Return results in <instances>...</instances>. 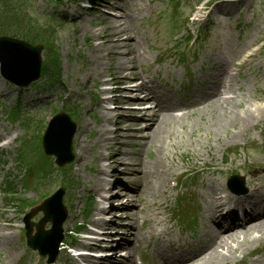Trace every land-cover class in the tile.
<instances>
[{
	"label": "rangeland",
	"instance_id": "rangeland-1",
	"mask_svg": "<svg viewBox=\"0 0 264 264\" xmlns=\"http://www.w3.org/2000/svg\"><path fill=\"white\" fill-rule=\"evenodd\" d=\"M0 1L7 4V9L12 7L17 8V11L14 10V12H17L20 17L34 20L33 22L36 27L45 30L44 37L49 40L46 42L48 45L42 43L45 47L42 52V63L47 60L49 51L52 62L54 59L53 64L55 68L56 66L58 67V72L60 73V84L52 90L46 87L45 89L47 90H36L37 87H43L44 83L40 81L33 88L20 92L0 79V111L7 115L9 109L16 105L15 98L17 99V96L21 95L19 99L21 107L27 109L25 117L30 118L33 124L35 121H47L51 117V113H56L59 110L58 108L62 103L66 105H78V107L70 111L71 115H75L73 117L80 124L79 131L76 134L77 137L78 134L83 132L82 127L86 119L84 110L92 109L96 114L93 103L90 101L93 97L92 95H99L97 92L102 87V82H110L108 74L110 71H113L112 67L116 65V61H114L112 67L104 66L100 63L96 74L91 77L85 76L86 73L94 69L92 67L93 55L87 43H91L92 45L97 44L91 37V30L101 27L100 24H97L100 23L101 12L96 8L92 13L89 12L90 15L82 10L80 5L72 4L68 0H62L59 2L61 4H56L52 0ZM178 1L179 3L177 2L174 9L172 7L168 8L163 0H123V2L115 3L118 11L111 12L115 15L124 14L126 17L121 20L118 19V24L124 25L127 35L129 30L131 36L135 35L139 39L144 40L143 49L148 53L147 60H142L132 70H125V74L131 71V77H140L144 76L145 73H149L151 76L155 73L159 76L158 79L160 81H163V83L167 84V87L172 88L177 95L182 97L183 95L190 94L204 96L210 93L209 79L206 78L203 81L202 78H205L207 75L213 76V78L220 77L222 73L221 69L229 72L233 79L224 80V82L230 87V91L232 92L223 94L222 97L229 96V98H234L236 102H232L228 109L220 106H208L205 108L200 106L198 109H190V112L195 111L194 116L185 119L181 124H176L174 128H176L177 132L175 131V134H171L168 137V142L173 141L172 144L179 141L183 142V151L188 152L194 148L200 154L199 156L197 155L196 160H192L191 158L189 160L191 162L188 165H184V163L178 164V160L175 158L178 165L174 168L173 173L180 174L184 170H191V168L197 170L199 168L197 162L202 161V159H207V162H211L214 166H219L222 158L229 156L230 159L227 164L233 163L237 167L246 164V170L249 169L251 174L255 173L256 177L262 179L264 177V146L260 148L258 154L257 152L253 154L252 150H249V155L246 152L243 154L241 149H251L252 142L254 141L252 138L257 136L253 131L257 133L261 132L264 139V0H246L247 3L244 6L240 5V3H234V0L229 1L227 4L231 6H226L223 12L229 15L234 14V18L232 19L229 15L220 17V11L214 12V16L212 17L213 24H211L209 29V37L201 35L200 38L204 42L196 43L194 47H186V49L184 48V42L186 37L189 36H185L183 18L188 14V11H193L192 7L198 0ZM99 3L98 0L97 4ZM246 8H249L250 11L243 12ZM1 10H3V7H1ZM106 11L110 12L108 9ZM1 19L8 20L5 17ZM89 21L91 22V27L82 35V29ZM201 23L204 24L205 22ZM49 24L54 25V27L51 28ZM186 27V32L190 28H197L196 26L193 27L192 23H188ZM52 29L54 31L53 41L50 40L51 36H49ZM173 31H176L174 36L172 35ZM10 33L16 35L15 31H10ZM18 39L25 40L22 36L18 37ZM259 43L261 47L253 51L255 45ZM248 54L251 55L246 57ZM240 61H243V63L238 73H236L232 66L233 63H240ZM142 72L144 74L141 75ZM120 86L128 87L127 84ZM87 92H90L89 96ZM61 96H64V98L62 99ZM44 101L45 104L43 105L42 102ZM221 101L222 99L218 98L213 100L216 104ZM62 105L64 106V104ZM97 115L100 122L87 118L91 125L90 131L93 133L104 124L102 116L100 114ZM25 117L23 118V122L25 121ZM216 118H224L226 120L224 122L226 126L219 129L218 135L215 133V130L218 129L214 125ZM245 123H251V125L255 126V129L248 130L244 134L247 130ZM181 125H183V128H181ZM44 128L45 124L41 126V132L44 131ZM31 129L33 130L32 127ZM109 129L113 130L114 128ZM182 129L186 131L184 134L180 133ZM188 131H190V134ZM233 131L236 132L233 133ZM192 133L193 136H191ZM20 135L22 139H25L26 136H30V133L28 131L27 134H24L23 129L20 128ZM173 138L176 140L174 141ZM9 139L8 137L6 140ZM195 143H198L196 145L198 149L195 148ZM16 146L19 147V142H17ZM131 146L132 144L129 147ZM129 147H127V150L140 155L135 148ZM154 148L157 147L151 146L149 149L151 156L154 155ZM231 151H238L239 153L235 157V160L233 155L230 154ZM87 153L89 159L92 154L89 150H87ZM170 154L174 158L173 151H170ZM11 156H15V153H11ZM7 158L6 154L0 155V160ZM89 161L91 160H88L86 164H89L90 167L92 163H89ZM195 162L197 163V167L194 168L193 164ZM0 167L5 168L4 165H0ZM84 172H87V170ZM80 176L82 178H91L92 175L89 176L87 173L80 172ZM41 180L53 182L44 178H41ZM5 181H13L16 190L24 189V181L20 173L16 175L14 171L10 172L5 177ZM194 183H198L194 186L196 189L201 186L199 178ZM54 185L52 189L48 186L47 192L51 193L60 187L56 182H54ZM30 187L33 186L30 185ZM0 188H3L2 183L0 184ZM261 188L264 192V181L261 183ZM78 189L80 190L81 187L78 186ZM27 190L24 196L25 199L35 201L39 197L31 189ZM183 191L184 189L181 190V192ZM172 195L175 196L176 191ZM158 201H160L159 195L156 202ZM198 203L201 204L200 202ZM77 206H81L80 200L76 204H73L72 213L77 211ZM150 206L147 207L149 208V212L152 211V207ZM119 217L122 220L126 219L125 214ZM39 218L40 215L36 216V220ZM73 222L74 220H69L66 228L69 229ZM126 223L129 222L127 221ZM16 245L22 250L19 261H24L25 264L32 261L35 264L38 261L37 257L23 248L18 237H16ZM151 247L152 244L149 243V255ZM6 249L5 246L0 248V258L2 260L5 258L3 257V253ZM149 259L151 260V256H149ZM8 260L11 264H14L18 261V258L14 262L10 260V257H8L7 262ZM255 260V258H251L246 264H250L251 261ZM62 261L61 264H63ZM229 263L227 262L226 264ZM4 264L6 263L4 262Z\"/></svg>",
	"mask_w": 264,
	"mask_h": 264
},
{
	"label": "bare ground",
	"instance_id": "bare-ground-1",
	"mask_svg": "<svg viewBox=\"0 0 264 264\" xmlns=\"http://www.w3.org/2000/svg\"><path fill=\"white\" fill-rule=\"evenodd\" d=\"M118 2H123V0H118ZM102 7L108 9H113L118 11V8L109 3L107 0L101 2ZM220 9V6L215 8ZM110 13V12H109ZM114 15V14H113ZM109 15H103L100 22V28L91 30V37L94 41L98 42L96 45L90 44V50L93 55L92 58V71L86 73V77H91L96 74L98 67L100 66L101 59L103 58L104 64L111 66L116 61V65L112 67L113 71L109 72V78L116 85H123L125 82L136 79V76H130L132 73L125 70H132L134 67L145 58V52H143V40L139 39L135 35L131 36L128 30V35L124 25L118 24V19L126 18L124 14L115 15L109 19L106 18ZM122 26V27H121ZM91 27V22L87 23L82 29V35ZM125 35H127L125 37ZM223 70V69H221ZM93 72L92 74H89ZM121 81H123L121 83ZM152 80L144 81L140 85L134 88H123L118 86L114 91L116 95L120 94L119 99H108L117 104V108L114 112L107 111L103 104L104 100L98 102L99 111L102 113L105 123L112 125L116 124L115 131H109L106 128L99 130L98 135L91 142H86L82 138H78L76 145V151L78 154L77 164L81 166L85 161V153L88 145L97 147L96 157L100 161H108L106 165L96 164L94 170L93 184L94 190L102 193L108 194L112 189L117 187L118 177H127V183H120L119 186L122 187L121 191L115 193V197H105L107 200L124 198L126 202L120 206L112 209V211L125 212L128 213L126 216L127 221L136 220L137 214L141 213L142 209H135L132 205V195L134 194L138 200L139 207L144 200V195L149 197L150 195H155L160 190H164L167 185L168 179L167 175L170 174L169 167L167 165H172L173 163H167V159L163 158L161 155V150H158L157 156L151 162H144L139 158L138 154L128 153L127 150L123 149L125 147L124 138H127V142L132 139V133H138L140 130L137 128L131 129L127 125L126 118H124V112L121 106L127 101V92L131 89L133 95H138L144 92V99L150 100L154 104V110L160 112L156 116V111L151 114V124L148 128L150 130V136L148 138V144H158L161 146L162 140L166 138L169 131L168 123L172 117L166 112L173 106L168 98L166 92H160L159 97L153 96L150 88ZM210 93L206 95H221L231 93L230 87L221 80L219 77H215L213 81L209 84ZM135 99V98H134ZM203 101V99H201ZM137 101V100H135ZM232 102H236L235 99H224L218 104L211 102L208 106H220L229 108ZM136 112L131 111L129 117H134ZM144 119V118H141ZM226 120L224 118H216L214 120L215 133L218 135L219 129H222L226 125L224 124ZM3 136V131L0 137ZM135 136V135H134ZM14 139V138H13ZM144 146V150L149 145ZM110 150V154H104L102 151ZM163 148L162 151H164ZM177 163H174V165ZM127 166V168H125ZM10 165L7 170L10 169ZM108 170L114 171L120 170L118 175L116 173H110ZM116 178V181L112 183L107 179ZM131 186L133 188H131ZM224 186L214 183L210 184V193L204 196V202L206 205L205 213L202 215L205 220L209 221L210 224H206L202 227V238L203 241L198 240L193 244H185L183 248L177 249L179 253L174 251H167L166 249L173 248L174 242L171 241L172 228L165 227L167 224V219L163 218L157 225L164 228V233L167 235L165 242L167 247L165 249L162 246L163 242H158L159 253H157L158 263L157 264H217L220 261H226L228 257L219 251L229 253H234L235 249L232 245L237 248L242 247L246 243H258L261 236H264V194L258 193L256 196L249 195L253 192L250 190L248 195L242 197H234L230 194L224 196L222 188ZM113 197V198H112ZM112 198V199H111ZM130 199V201H129ZM242 199V200H241ZM129 203L132 206H128ZM2 207V206H1ZM0 207V248L1 244H7L12 242L13 234L3 233L4 231H13L16 226V218L13 214L9 215L6 211H2ZM227 209V212L223 214V210ZM101 213L104 212L103 209L99 210ZM139 211V212H138ZM237 211L239 214L237 215ZM231 214V218L228 217ZM132 222V221H131ZM135 223V222H134ZM150 224V223H149ZM95 225L102 228L105 233L111 230V228L116 229L115 232L124 228L125 231H132V228L127 224L123 227V223L118 220H113L110 224H106L104 221H97ZM154 230L152 229L149 236L153 235ZM121 234V233H120ZM255 235V237L250 238V236ZM138 232H135V236H138ZM260 235V236H258ZM116 236V235H115ZM141 236H143L141 234ZM114 246L118 248H127L128 245L124 243L123 236L115 237V244L112 245H101L95 244L94 247H108ZM176 250V249H175ZM115 253V252H114ZM19 253L13 251L9 257H17ZM114 255V254H112ZM91 264H133L130 257L125 259L110 257L103 258L101 260H94L92 258H85Z\"/></svg>",
	"mask_w": 264,
	"mask_h": 264
},
{
	"label": "water",
	"instance_id": "water-1",
	"mask_svg": "<svg viewBox=\"0 0 264 264\" xmlns=\"http://www.w3.org/2000/svg\"><path fill=\"white\" fill-rule=\"evenodd\" d=\"M41 47H32L29 44L7 37L0 38V72L2 77L19 87H26L39 78ZM74 126L64 116L56 117L49 125L44 145L47 153H53L59 161L69 162L70 141L73 136ZM64 218V217H63ZM63 218L55 220L47 215L44 222L51 220L54 231L58 230ZM60 241V235L53 244V251Z\"/></svg>",
	"mask_w": 264,
	"mask_h": 264
},
{
	"label": "trees",
	"instance_id": "trees-1",
	"mask_svg": "<svg viewBox=\"0 0 264 264\" xmlns=\"http://www.w3.org/2000/svg\"><path fill=\"white\" fill-rule=\"evenodd\" d=\"M11 20H13L14 24H16L14 30H15L17 36H19V35L27 36V38L29 40H31L32 42H38V41L41 42V41H43L44 34H45V30L44 29H42V28L41 29H35V34H34V32L31 30L32 29L31 21H27L26 23L23 24L21 19H17V18L13 17ZM10 27L13 28V25H11ZM0 29L5 30V31H2V32H6V33H10L8 31L12 30V29H5L4 27H2ZM10 34H13V33H10ZM44 68H46L44 70L45 74L50 75L52 78H57L58 77L56 71L49 70V69H47V67H44Z\"/></svg>",
	"mask_w": 264,
	"mask_h": 264
}]
</instances>
